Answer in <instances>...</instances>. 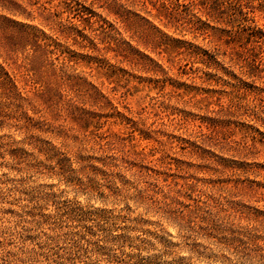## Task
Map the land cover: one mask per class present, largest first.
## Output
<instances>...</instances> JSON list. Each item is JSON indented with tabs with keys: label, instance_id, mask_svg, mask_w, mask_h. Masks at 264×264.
Returning <instances> with one entry per match:
<instances>
[{
	"label": "rangeland",
	"instance_id": "1",
	"mask_svg": "<svg viewBox=\"0 0 264 264\" xmlns=\"http://www.w3.org/2000/svg\"><path fill=\"white\" fill-rule=\"evenodd\" d=\"M0 264H264V0H0Z\"/></svg>",
	"mask_w": 264,
	"mask_h": 264
}]
</instances>
